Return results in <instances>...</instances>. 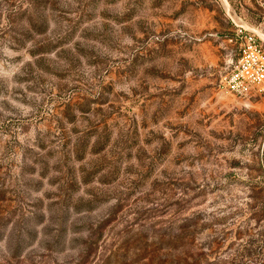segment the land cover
I'll return each mask as SVG.
<instances>
[{
	"label": "rangeland",
	"instance_id": "1",
	"mask_svg": "<svg viewBox=\"0 0 264 264\" xmlns=\"http://www.w3.org/2000/svg\"><path fill=\"white\" fill-rule=\"evenodd\" d=\"M245 35L264 0H0V264H264Z\"/></svg>",
	"mask_w": 264,
	"mask_h": 264
},
{
	"label": "built area",
	"instance_id": "2",
	"mask_svg": "<svg viewBox=\"0 0 264 264\" xmlns=\"http://www.w3.org/2000/svg\"><path fill=\"white\" fill-rule=\"evenodd\" d=\"M238 58L231 70L223 76L218 88L235 98L259 95L264 86V54L252 35H245L238 45Z\"/></svg>",
	"mask_w": 264,
	"mask_h": 264
}]
</instances>
